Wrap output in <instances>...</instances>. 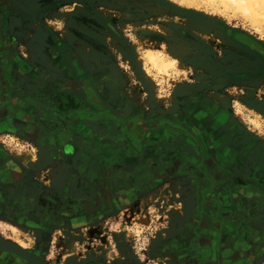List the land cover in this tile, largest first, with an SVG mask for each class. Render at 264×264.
Wrapping results in <instances>:
<instances>
[{"label":"rangeland","instance_id":"374dc122","mask_svg":"<svg viewBox=\"0 0 264 264\" xmlns=\"http://www.w3.org/2000/svg\"><path fill=\"white\" fill-rule=\"evenodd\" d=\"M5 52L0 240L44 264H264V209L222 208L251 185L264 206V0H0Z\"/></svg>","mask_w":264,"mask_h":264},{"label":"crops","instance_id":"0c3cea01","mask_svg":"<svg viewBox=\"0 0 264 264\" xmlns=\"http://www.w3.org/2000/svg\"><path fill=\"white\" fill-rule=\"evenodd\" d=\"M0 60L5 63L6 67H8L9 65V56L7 55V52H5L4 57L1 58L0 56ZM18 74V73H17ZM20 85V84H19ZM18 111H20V108H17ZM15 112V111H14ZM41 116H43L41 114ZM14 116H11L8 120V122H6V126H11L12 131H16L14 128L15 127H20L21 124L17 123V121H15ZM40 119H42L41 121H43L44 123V128L45 130L43 131L45 136L40 137L39 139L46 142H51L50 139H53L54 136H51V134L48 133V131H54V130H58L61 129L63 126L58 123V119L55 116H49V117H41ZM83 130V126L78 127V129L76 130L75 134L76 136H80V134L82 133ZM51 133V132H50ZM55 133V132H54ZM55 135V134H54ZM61 136V135H59ZM48 138V139H47ZM56 138V137H55ZM54 138V139H55ZM59 141H62L61 138L58 139ZM80 144H81V140H78L77 137H75V141H70L68 144H66L63 148H62V153L63 154H67L69 157L68 160L73 161V159H78V155L80 153ZM117 168H115V170L113 171V185L117 188V189H121L122 187H124L129 181L127 182V178H129L130 175H135L136 176V172H137V166L138 164V158H126V157H119L117 159ZM116 167V166H115ZM263 172V169H257L256 173L254 172V170H248V173L246 174L247 177L250 176H263V174H261ZM92 177L95 178L97 177V173H92ZM134 176V177H135ZM15 179H13L14 181ZM11 181V182H13ZM254 183V182H253ZM256 186V185H255ZM257 187H263V185H257ZM9 188V187H8ZM254 186L251 185V187H247L245 188V190L241 189L236 191V196H237V200H239V198L241 199V205L238 203H232L231 200H228L223 204L222 208H226L228 211L227 212V223L228 224H234V223H238L239 221L236 220V216H234V209H240L244 211V215H243V221L241 220V224H249L250 223V219L249 216L252 214V212L254 211L255 213H259L261 212V209L263 211L264 206H258L259 209L257 208V206L252 205L251 203V198L254 197L253 196V192L255 191V189H253ZM14 191V190H12ZM264 191V189H263ZM262 207V208H261ZM256 210V211H255ZM245 240L247 241V247L249 246L248 244V240L252 239V237L250 235H245L244 236ZM241 239V238H240ZM229 240V239H228ZM238 240V239H237ZM231 241V246L232 249L230 250L231 252L233 251V245L234 242L236 241L235 238H233L232 234L230 236V240ZM230 242H226L224 244L225 249L227 248L228 244ZM227 251H229L228 249H226Z\"/></svg>","mask_w":264,"mask_h":264},{"label":"water","instance_id":"95a60500","mask_svg":"<svg viewBox=\"0 0 264 264\" xmlns=\"http://www.w3.org/2000/svg\"><path fill=\"white\" fill-rule=\"evenodd\" d=\"M253 46V45H251ZM254 47V46H253ZM252 48V47H251ZM262 53V52H261ZM262 56H264L262 54ZM106 116L110 119L115 118L112 114L110 113H106ZM119 122L121 124H123V121L119 120ZM148 127L150 126H169L171 128H177L173 122L168 121V120H160V121H155V122H149L147 123ZM182 128V127H181ZM0 252H14L20 256H22L23 258H25V260H27V262L31 263V264H44L39 258H37L35 255L31 254L30 252H28L27 250L21 248L20 246L11 243L9 241H5V240H0Z\"/></svg>","mask_w":264,"mask_h":264},{"label":"flooded vegetation","instance_id":"af4514ba","mask_svg":"<svg viewBox=\"0 0 264 264\" xmlns=\"http://www.w3.org/2000/svg\"><path fill=\"white\" fill-rule=\"evenodd\" d=\"M2 165H3V164H1L0 167H1ZM6 165H7V166H4V167H5L4 169H6V170L8 171V174L10 173V176L12 175V176H11L12 178L17 177V175H16L17 173H16V174L14 173V171H15L14 169H15V168H12V167H14V166L9 165V163L6 164ZM14 174H15V175H14Z\"/></svg>","mask_w":264,"mask_h":264},{"label":"bare ground","instance_id":"6f19581e","mask_svg":"<svg viewBox=\"0 0 264 264\" xmlns=\"http://www.w3.org/2000/svg\"><path fill=\"white\" fill-rule=\"evenodd\" d=\"M57 172V171H56ZM8 253H12V254H15V255H17V256H19L20 258H22V259H24L25 260V258H23L22 256H20V255H18V254H16V253H14V252H8ZM27 261V260H26ZM171 260H169L168 261V263L170 262ZM173 261V260H172ZM174 263V262H173ZM31 264V263H30Z\"/></svg>","mask_w":264,"mask_h":264}]
</instances>
